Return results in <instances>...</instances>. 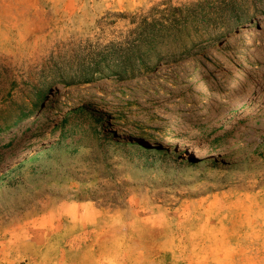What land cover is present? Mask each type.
I'll return each mask as SVG.
<instances>
[{"label":"rangeland","instance_id":"rangeland-1","mask_svg":"<svg viewBox=\"0 0 264 264\" xmlns=\"http://www.w3.org/2000/svg\"><path fill=\"white\" fill-rule=\"evenodd\" d=\"M263 128L264 0H0V264H264Z\"/></svg>","mask_w":264,"mask_h":264},{"label":"bare ground","instance_id":"bare-ground-1","mask_svg":"<svg viewBox=\"0 0 264 264\" xmlns=\"http://www.w3.org/2000/svg\"><path fill=\"white\" fill-rule=\"evenodd\" d=\"M253 33H254V30H252V28H250L248 26H243L235 34V36L233 37V40L234 41H236V40H244V41H247V40L251 39L250 37L252 36ZM93 82H94V80H87V81H83V82H80L78 84H75L73 86V88H71L72 89L71 90V93H77V92L81 91V88L86 87V86H89V85L93 84ZM262 132H264V128H263ZM250 147H251V142L248 145H246L243 148H241V150L238 152V154H236L235 156H233V158H230V160H228L226 162V164L228 165L230 163H233V162L241 159L244 156L245 152L247 150H249ZM247 154H248V152H247Z\"/></svg>","mask_w":264,"mask_h":264}]
</instances>
